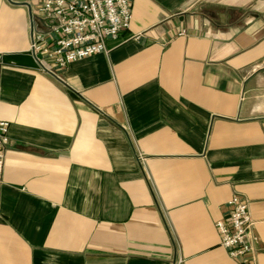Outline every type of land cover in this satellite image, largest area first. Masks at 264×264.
I'll use <instances>...</instances> for the list:
<instances>
[{"label": "crops", "instance_id": "1", "mask_svg": "<svg viewBox=\"0 0 264 264\" xmlns=\"http://www.w3.org/2000/svg\"><path fill=\"white\" fill-rule=\"evenodd\" d=\"M41 1L0 0V55ZM129 1L107 54L0 63V264H239L214 227L233 196L264 264V0Z\"/></svg>", "mask_w": 264, "mask_h": 264}, {"label": "built area", "instance_id": "2", "mask_svg": "<svg viewBox=\"0 0 264 264\" xmlns=\"http://www.w3.org/2000/svg\"><path fill=\"white\" fill-rule=\"evenodd\" d=\"M35 14L45 30L31 34L29 51L40 70L52 72L93 55L107 54L121 44L132 8L129 0H42ZM8 130L9 123L0 120V189ZM227 208L224 218L214 224L219 246L239 264H255L258 238L252 231L247 204L233 196Z\"/></svg>", "mask_w": 264, "mask_h": 264}, {"label": "water", "instance_id": "3", "mask_svg": "<svg viewBox=\"0 0 264 264\" xmlns=\"http://www.w3.org/2000/svg\"><path fill=\"white\" fill-rule=\"evenodd\" d=\"M0 63L6 66L26 68L31 70H40L39 65L34 60L30 51L19 54L0 55ZM43 71L48 74H51L47 70H43Z\"/></svg>", "mask_w": 264, "mask_h": 264}]
</instances>
